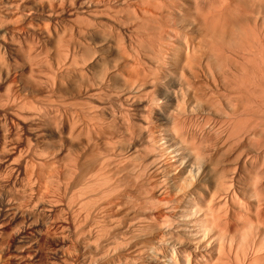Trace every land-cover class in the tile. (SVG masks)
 <instances>
[{
  "label": "bare ground",
  "instance_id": "6f19581e",
  "mask_svg": "<svg viewBox=\"0 0 264 264\" xmlns=\"http://www.w3.org/2000/svg\"><path fill=\"white\" fill-rule=\"evenodd\" d=\"M257 159L264 0H0V202L35 221L21 243L54 236L83 264H264V227L225 220Z\"/></svg>",
  "mask_w": 264,
  "mask_h": 264
},
{
  "label": "rangeland",
  "instance_id": "374dc122",
  "mask_svg": "<svg viewBox=\"0 0 264 264\" xmlns=\"http://www.w3.org/2000/svg\"><path fill=\"white\" fill-rule=\"evenodd\" d=\"M204 39H206V37H204V36H202ZM202 38V39H203ZM200 119V118H199ZM202 120V119H201ZM198 121H200V120H198ZM196 125H198V124H196ZM199 125H201V124H199ZM207 124H205V126H206ZM211 125H214V124H211ZM210 125V123L207 125L208 126V129L210 130L211 128H209V126H211ZM193 126V125H192ZM204 125L202 124V126L201 127H203ZM195 127V126H194ZM213 129H211V130H213V131H210V132H215L214 130H215V126H211ZM197 128V129H196ZM196 130H200L201 131V128H200V126H196ZM203 128H205V127H203ZM208 129H207V127L204 129V132L206 133V135H205V133H201V132H199L201 135L202 134H204L205 136L204 137H206L207 136V132H208ZM208 136L207 137H209L210 136V133L208 132ZM212 135H213V133H211ZM215 134V133H214ZM221 134V133H220ZM211 135V136H212ZM218 135V134H217ZM203 136V135H202ZM211 136L209 137V138H211ZM223 136V134H221L220 136H218V138L220 137H222ZM257 160H259V161H257ZM257 160H255L254 162H259V165L257 164V163H254L252 166L250 165V163H245L246 165L245 166H243L244 168L247 166V164H249L252 168H253V170H252V168L250 167V169L254 172V174H255V170H254V168H258V166H260L262 163H261V161H263L262 159H257ZM261 163V164H260ZM228 164V163H227ZM231 164V165H230ZM228 166H232L233 167V169H232V167H228V166H226L225 167V169H224V171L226 170V172L228 171V168H230V170L232 169V170H239L240 168L239 167H241V166H239L238 164V166H236V165H232V164H234V163H230ZM256 164L258 165L257 167H256ZM263 166H264V161H263V164H262ZM234 166H236V168L234 167ZM254 166V167H253ZM262 166V167H263ZM249 167V166H248ZM248 167H246V170H247V168ZM235 168V169H234ZM244 168H242V169H240L241 170V172H240V170L238 171V172H240V175L242 176H240L242 179H240V177L238 176V178H237V183H236V181H235V183H236V187H238V186H241V187H239L241 190H242V192L244 193V194H240V196H241V199L240 200H242L240 203H239V207H237V205L235 206V205H233V204H231V205H229L228 207H231V208H233V209H235L234 211H233V213H232V210L233 209H231V208H228L229 210H230V212H228V210H227V212H226V214L228 213L229 214V216L227 217V219H225L226 218V216L224 217V216H222V215H225V213L224 214H222L221 215V217L223 218V219H225L226 221H228L229 219V221L227 222V224L228 225H230V223H231V226H229V228H230V230H231V228H234V227H237V226H239V224H241L240 226H243L242 228L244 229V227H245V229L244 230H248L252 225L253 226H255L257 229H260V230H258L257 232H255L254 231V229H256L255 227H251L252 229H253V234H255V235H258V233H260L261 232V228H259V225L261 224V227L263 228L264 227V199L260 202H257V203H259L258 204V206H257V204H253L252 203V201L253 202H255L256 201V199L254 198V196L252 195V193L250 194V192L252 191V189L251 188H253L254 189V186L252 187L251 185H252V182H253V185H254V180L256 179H254L253 181L250 179H248V178H252L251 177V175L250 174H248V173H250V172H248V171H246V172H248V173H246L245 174V169ZM244 169V170H243ZM257 170V173H256V176H257V174L259 173V175L263 178L261 181L259 180V178H257L256 179V181L258 180V182H264V174H262L261 175V172H264V167L263 168H260V169H256ZM260 170V171H259ZM215 171H217V169H215ZM223 171V172H224ZM219 173L221 172L222 174H226V173H223L222 172V170H220V171H218ZM244 172V173H243ZM252 172V173H253ZM215 175L216 174H218L217 172L216 173H214ZM245 174V175H244ZM250 176V177H249ZM253 176V175H252ZM255 175L253 176V178L254 177H256ZM260 176H258V177H260ZM248 177V178H247ZM216 178V177H215ZM245 178L246 179H248V180H245ZM241 181H240V180ZM244 180V182H242ZM249 182V181H252L251 183H248V185L249 184H251L250 185V188H249V186L246 184V182ZM245 184V185H244ZM238 185V186H237ZM258 185H260V188H261V190H262V192L264 191V188H262L261 186V184L260 183H258ZM243 186V187H242ZM263 187H264V183H263ZM243 188V189H242ZM246 188V189H245ZM251 189V190H250ZM248 193H247V192ZM263 194H264V192H263ZM248 195H250V196H248ZM251 195L253 196L252 198L253 199H251ZM264 196V195H263ZM250 197V198H249ZM255 200V201H254ZM245 201V202H244ZM243 202V203H242ZM256 203V202H255ZM260 203H262V204H260ZM2 203L0 202V227L2 228V230L4 229V231H2L1 230V228H0V230H1V232H0V264H52L51 263V261L54 259V258H56V260H58V258L60 257V256H62L63 255V253H62V251L61 250H58V251H56V248H57V239L54 237V236H50V235H45L44 237H42V238H39L38 239V241H37V239L35 240V239H33V240H31V241H28V242H24V243H21L22 241L21 240H26V239H28V237L30 236L31 237V235H29L30 234V229L31 228H33L34 226H35V221L34 220H32L31 218H29L28 216H24V215H20L19 213H16V214H14L13 216H7V215H3L2 213H3V211H4V207L1 205ZM247 205V206H246ZM252 205V206H251ZM256 205V206H255ZM259 205H261V206H259ZM233 206V207H232ZM240 206H241V208H240ZM255 206V207H254ZM257 207H259V209L257 208ZM246 208H247V210H246ZM251 208V209H250ZM239 211H238V210ZM235 211L237 212H239L238 213V215H240V214H242V216L244 217V220L242 219L243 217L240 215V217L238 218V216L237 217H234V216H236L235 215ZM258 211V212H257ZM263 211V212H262ZM242 212V213H241ZM250 212V213H249ZM221 213H223V212H221ZM263 213V214H262ZM227 214V215H228ZM232 214H234V215H232ZM247 214V215H246ZM261 214V215H260ZM255 215V216H254ZM24 217V218H23ZM26 217V218H25ZM257 217V218H256ZM247 218V219H246ZM18 219V220H17ZM222 219V220H223ZM235 219V220H234ZM240 219H242L243 221H245V224H244V222L243 221H241ZM252 219V220H251ZM260 219V220H259ZM2 220V221H1ZM225 220H223V221H225ZM256 222H254V221ZM29 221V222H28ZM33 221V222H32ZM225 221V222H226ZM240 221V222H239ZM260 221H261V223H260ZM236 222H237V224H236ZM248 222H249V224H248ZM250 222H251V226H250ZM252 222H253V224H252ZM13 223V224H12ZM243 223V224H242ZM12 224V225H11ZM34 224V225H33ZM235 224V225H234ZM246 224H248L250 227L247 229V226L248 225H246ZM28 225V226H27ZM227 225V226H228ZM237 227V228H241V227ZM9 227V228H8ZM237 228H234L235 230L237 229ZM20 229V230H19ZM26 230V231H25ZM231 231H234L233 229L231 230ZM260 231V232H259ZM26 232V233H25ZM23 233V234H22ZM257 233V234H256ZM25 234V235H24ZM23 235V236H22ZM260 235V237H262V235L263 234H259ZM47 236V237H46ZM21 238V239H20ZM44 238V239H43ZM257 238V237H256ZM40 239L42 240V241H40ZM34 241H36V242H34ZM236 240H234V242H235ZM66 243L65 244H69V243H71L70 241H65ZM19 243V244H18ZM42 243V244H41ZM37 244V245H36ZM63 244H64V242H63ZM64 244V245H65ZM232 247H234L235 248V245H234V243H233V245H232ZM234 248L233 249H231V251H230V254L228 255V253H227V255H228V262H230L231 260H233V253H234ZM262 248H264V247H262ZM262 248H261V251H262ZM75 249H77V248H75ZM73 250V249H71V251L68 253V254H64L63 255V257H65V258H67L69 261H70V264H83L84 263V260H82V253L81 252H79V249L78 250ZM234 250V251H233ZM73 251V252H72ZM57 252V253H56ZM78 252V253H77ZM263 252H264V250H263ZM263 252H259L260 254L261 253H263ZM18 253V254H17ZM22 253V254H21ZM49 253V254H48ZM51 253V254H50ZM80 253H81V257H80ZM78 255H79V257H78ZM59 256V257H58ZM34 257V258H33ZM77 258V259H75V258ZM81 258V259H80ZM49 259V260H48ZM231 259V260H230ZM82 260V261H81ZM230 260V261H229ZM74 261V262H73ZM115 264H117V263H115ZM120 264V263H119Z\"/></svg>",
  "mask_w": 264,
  "mask_h": 264
}]
</instances>
